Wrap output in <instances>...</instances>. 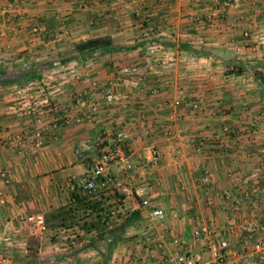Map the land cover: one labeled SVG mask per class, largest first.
<instances>
[{"label": "crops", "instance_id": "0c3cea01", "mask_svg": "<svg viewBox=\"0 0 264 264\" xmlns=\"http://www.w3.org/2000/svg\"><path fill=\"white\" fill-rule=\"evenodd\" d=\"M221 5L0 0V169L8 179L0 177V255L16 264H122L135 253L136 226L110 245L96 240L97 228L84 227L102 223L97 213L112 219L138 209L148 217L139 198L72 185L101 152L79 151L80 144L118 129L130 132L126 152L134 166L123 171L114 162L109 174L130 188L146 184L149 208L165 212L162 223L148 228L152 256L169 236L189 241L197 224L225 228L244 173L264 166V0H240L239 8L229 6L217 17ZM99 37L110 45L76 48ZM133 66L143 81L129 105L106 104L101 88ZM79 95L96 101L97 112L63 124L64 114L88 112ZM200 139L205 143L198 146ZM150 149L158 151L156 163ZM205 169L211 171L207 184L201 182ZM258 200L243 201L238 223L253 212L264 215V196ZM37 216L44 231L32 220ZM227 237L233 249L252 247L238 225Z\"/></svg>", "mask_w": 264, "mask_h": 264}, {"label": "built area", "instance_id": "2783aa9c", "mask_svg": "<svg viewBox=\"0 0 264 264\" xmlns=\"http://www.w3.org/2000/svg\"><path fill=\"white\" fill-rule=\"evenodd\" d=\"M229 6L239 8L240 0H222L221 7L214 11V14L217 17H223ZM245 35L248 36V33H245ZM119 74L130 76V79L126 82L121 79V76H117L116 80L110 81V88H101V93L106 104L114 103L125 108L131 102V91H135L140 87L143 75L137 73L135 66L123 68L119 71ZM122 86H128L129 90H115L112 88ZM76 100L81 108L87 107L88 112L80 110L75 115L64 114L61 119L65 125L81 123L98 110V103L89 101L84 95H79ZM174 104H180V100L174 101ZM190 106L193 110H198L199 102L190 101ZM251 133H254V131H251ZM35 137V144L40 145L42 140L40 131H36ZM215 138L218 139L219 135L216 134ZM129 139L130 132L127 129H118L112 134H100L81 143L79 151L100 148L101 152L88 171L72 180V185L87 193H96L99 190H106L111 187L120 195L136 196L139 198L140 205L148 209L149 219L162 223L165 212L159 207L149 208L150 201L146 197V184L130 188L109 174V167L114 162L123 171H130L133 168L134 164L126 152ZM204 143V140L200 139L198 146ZM150 151V162L156 163L159 158L158 151L155 149H150ZM0 177L7 182L6 172L2 169H0ZM210 177L211 171L205 169L201 176V182L207 184ZM1 194L2 191H0ZM262 196H264V166L257 165L244 173L239 186L238 197L233 200L227 211L225 228H219L214 221H206L192 228L190 242L183 236H169L168 247L166 246L165 249L161 250L162 256L159 262L161 264H264V215L253 212L250 218L246 217L238 223V213L243 201L251 199L256 201L261 199ZM258 216H260V219H257ZM32 220L41 231L46 229L42 217L37 216ZM236 225L239 226L245 239L252 242L251 249L239 251L231 247L227 235ZM148 239L150 237L146 238V240ZM145 258L144 252L136 249L135 253H131L122 264H148ZM0 264L16 263L10 257L0 255Z\"/></svg>", "mask_w": 264, "mask_h": 264}, {"label": "rangeland", "instance_id": "374dc122", "mask_svg": "<svg viewBox=\"0 0 264 264\" xmlns=\"http://www.w3.org/2000/svg\"><path fill=\"white\" fill-rule=\"evenodd\" d=\"M123 68H126V67H123ZM123 68H121V69H123ZM117 76H123V75L119 74V72H118ZM110 87H111V85H110ZM110 87H108V88H110ZM124 216H126V215L120 216L117 213V215H115L114 218L112 217V219H110V221L107 223L106 226H102L101 229L99 228L97 230V233H96V236H97L96 240L99 243L108 244V242L112 241L113 238L119 237L117 240L121 239V237L125 234L126 231H128V230H130L136 226V237L139 235V239H136V241H137L136 242V248L138 247L139 251L144 252V255L146 257L145 259H146V262H148V264H155V263L161 264L159 262V259L162 256L161 249L156 252L157 253L156 256H152L153 251L147 250V249H151L150 245L152 244L151 242L153 241V239H152L153 234L148 230V228L152 227L155 224L159 225L160 223H157L154 220H151V222H150L149 218L146 217V215L143 217L140 215V219L134 221L133 223L126 225L121 232L119 231L118 233L111 234V229H113L115 227L119 228L120 223H123L125 221ZM135 222H136V225H134ZM148 237H150V239L146 240V238H148ZM184 237L187 238V236H185V235H184ZM117 240L112 241V242L114 243ZM138 244H140V245H138Z\"/></svg>", "mask_w": 264, "mask_h": 264}, {"label": "trees", "instance_id": "16d2710c", "mask_svg": "<svg viewBox=\"0 0 264 264\" xmlns=\"http://www.w3.org/2000/svg\"><path fill=\"white\" fill-rule=\"evenodd\" d=\"M109 45H110L109 38L99 37V38L89 39V40H86V41H84L82 43H79L78 45H76V48L78 50H80V51H84L85 49H90V48H94V47H96V48H102V47H108ZM3 71H4V69L0 67V72H3ZM1 82L2 83L18 82V80H6V79H4ZM74 188H76V187H74ZM81 204H83V203H81ZM77 207L80 208V206H77ZM75 209H73V211ZM85 209H86V206L83 204L82 205L83 212L85 211ZM97 215L99 216L98 219H102V223H99V224H101V226H99V224H97V223L96 224L90 223V224H86V225L84 224L85 225L84 228L90 229V228H93V226H94V228H97V229L100 228L101 229L102 226H106L107 223L110 221V218L107 215H105V216L102 215L101 217H100V215L98 213H97ZM125 215H126V216H124V220L125 221L123 223H120V225H119L120 227L119 228L118 227H115V228L111 229V234L118 233L119 231L121 232L126 225H128L130 223H133L134 221L140 219V215L141 214H140V210L136 209V211H133L130 214H125ZM118 238L119 237L113 238L112 241H115ZM112 241L108 242V245L112 244L113 243Z\"/></svg>", "mask_w": 264, "mask_h": 264}]
</instances>
